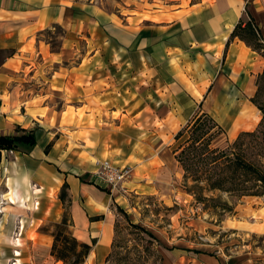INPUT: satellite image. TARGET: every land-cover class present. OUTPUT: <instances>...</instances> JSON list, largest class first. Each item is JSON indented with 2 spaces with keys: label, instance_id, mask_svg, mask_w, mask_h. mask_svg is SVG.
<instances>
[{
  "label": "rangeland",
  "instance_id": "rangeland-1",
  "mask_svg": "<svg viewBox=\"0 0 264 264\" xmlns=\"http://www.w3.org/2000/svg\"><path fill=\"white\" fill-rule=\"evenodd\" d=\"M214 1L218 0H72L77 11L85 10L92 22L83 26L81 32L75 30L76 33L63 23L46 28L39 33L34 48L24 50H30L21 57L27 58L25 62H18L19 67L26 65L22 85L41 93L44 106L53 115L51 120L35 127L37 132L42 130L41 140L49 133L55 134L61 140L59 148L73 151L97 182L98 161L109 160L116 166L129 165L134 169L135 177L128 183L130 192L108 197L94 188L91 191L108 197L106 214L114 232L112 242L117 223L127 226L117 209L121 206L164 246L175 249L171 252L159 247L163 264H201L197 259L200 255L221 259L224 264L264 261V197L239 200L220 192L210 194L222 196L235 208L233 213L222 217L212 215V209L205 211V205L183 188L184 172L175 154L180 145L175 140L177 133L201 112H210L222 124L231 144L243 133L256 131L263 119L262 112L251 102L257 117L253 127H236L229 121L244 115L236 109L233 113L231 107L238 103L237 99H244L239 94L244 79L240 70H247V76L255 79L256 94V83L264 72L261 55L264 51H254L235 38L231 42L241 44L251 54L231 61L228 54L224 57L225 52L213 53L216 46L198 43L209 32L197 27L183 28L187 33L180 48L165 44L164 34L169 30L188 24H217L222 15L217 8L211 12L207 7V11L198 12ZM221 1L234 6L231 21L241 15L240 20L247 23L250 14L264 35V0ZM95 16L100 17L107 30L101 29L103 24L99 25ZM198 19L202 21L196 23ZM173 24L178 27L169 29ZM247 39L257 44L248 36ZM221 46L226 48L224 44ZM199 51L207 55L202 56ZM4 57L5 53H1L0 58ZM226 63L234 67V73L228 71ZM220 69L224 70L220 75L222 81L214 94L219 98L215 102V96L211 95L203 103V90ZM259 101L264 104V94ZM226 143L223 146L216 140L215 146L226 147ZM246 144L248 150L257 153L251 147L255 146L251 137L246 138ZM62 193L67 194L64 215L69 189ZM8 208L7 214L0 215V264H63L52 257L53 238L43 231L53 223L40 224L30 214L21 213L23 216L15 220L18 211ZM20 226L26 231L17 236L21 234ZM76 227L74 233L80 240L82 232ZM128 231L123 232L126 240ZM14 239H19L22 245L18 248L22 253L19 258L13 256ZM134 244L133 241L126 245L132 248ZM93 256L85 264H106L107 257H101V253L100 258L98 253ZM148 264L158 262L151 258Z\"/></svg>",
  "mask_w": 264,
  "mask_h": 264
},
{
  "label": "crops",
  "instance_id": "crops-1",
  "mask_svg": "<svg viewBox=\"0 0 264 264\" xmlns=\"http://www.w3.org/2000/svg\"><path fill=\"white\" fill-rule=\"evenodd\" d=\"M205 7L198 10V12L203 13L204 9L207 11V7L211 12L214 8L221 12V20L217 24L210 25L208 22L203 25L188 24L177 29H175V27H178L177 24H173L169 29L173 28L175 31L169 30L167 35L164 34L165 44L174 49L180 48L187 33V31H183V28L197 27L209 32V35L203 41L197 42L216 46L217 48L213 50V53L216 52L215 54L220 55L221 52L222 54L225 52L224 57H227L228 54V59L231 61L250 55L251 53L245 51L241 44L237 42H231L230 47L226 50L230 39L228 37L241 19V15H237L231 21L234 6L230 2L218 0ZM95 17L97 20L100 18L99 16ZM87 18L89 17L85 10L78 12L72 0H0V54L5 53L4 59L0 58V136H16L22 130H36L37 125L42 126L44 121L52 119L53 115L50 114L41 100V93L32 92L22 85V78L26 76L24 70L26 65L19 67L18 62H25L27 58L23 59L21 57L29 53L30 50H24L34 48V44L38 42L39 33H42L46 28L63 23L73 30L72 33H76L75 30L81 32L83 26H88L89 22H92ZM201 21L198 19L196 23ZM98 24L103 23L99 20ZM101 29L105 31L107 27L103 24ZM226 33L227 35L223 37ZM107 36H109L108 31ZM221 44L226 45V48L220 47ZM9 52L10 54H7ZM198 53H201L202 56L207 55V52L203 51ZM252 53L255 52L252 51ZM225 65L228 67V71L234 73V67L227 63ZM221 72H224V70H218L215 77L212 78L210 86L203 90V103H206L211 95L215 96V102L219 98V95L214 94L218 91L222 81ZM240 73L244 75V79H241L239 94L244 99L239 98L237 99L238 103L231 105L233 107L232 112L234 113V109H236L239 113L247 111L250 114L254 112V108L250 104L256 90L255 79L250 75L247 76V70L245 69L240 70ZM243 77L240 76V78ZM235 80L239 85L240 80L237 76ZM232 89L234 94L236 89L234 87ZM240 105H243V107ZM228 108L229 106L226 109L223 108L225 113H227ZM206 113L216 120L210 112L206 111ZM237 118L239 117L232 119L236 120ZM216 121L222 125L218 120ZM229 121L231 122V119ZM41 132L42 130L36 131L38 142L36 147L31 150L1 151L0 202L3 201V203L0 205V210L2 207L6 209L7 206L16 208L18 211L15 214L16 216H23L20 213L30 214L31 218H34L37 222L39 221L40 224L60 222L63 218L64 206L61 191L69 189L71 213L77 231L82 232L80 241L92 244V240H96V245L90 256L98 253L100 258L101 253V257L106 258L112 249L111 242L114 233L106 214L108 197L116 193L130 192L129 182L124 185L123 190L120 192L111 191L98 179V182L105 187L97 181H95L97 185L91 184L90 182L94 181L93 175L84 169V162L77 160L78 158L74 156L73 151L59 148L61 140H58L55 134L53 136L52 133H49L47 138L41 140V137H39ZM225 137L231 141L228 135ZM122 162L126 163L125 160H122ZM122 167L131 166L123 165ZM133 172L135 173L134 169ZM133 176L135 177V174ZM93 188L100 193L108 194V197L95 194L91 191ZM12 189L18 191L21 196L31 198L29 210H23L8 204V196ZM118 207L125 211L121 206ZM4 214L0 213V215ZM136 224L140 225L139 223ZM37 234L42 235L40 232ZM161 246L171 252L175 251L174 248L168 249L164 244ZM181 252L186 253L184 250H181ZM197 259L201 264H224L221 259L211 258L208 255H200Z\"/></svg>",
  "mask_w": 264,
  "mask_h": 264
},
{
  "label": "trees",
  "instance_id": "trees-1",
  "mask_svg": "<svg viewBox=\"0 0 264 264\" xmlns=\"http://www.w3.org/2000/svg\"><path fill=\"white\" fill-rule=\"evenodd\" d=\"M249 21L240 20L233 30L228 46L235 38L246 42L254 51H264L263 32L256 26L254 18L249 14ZM247 36L256 45L250 43ZM264 57V54L261 53ZM257 92L252 103L263 114L259 128L254 132L243 133L235 143L224 140L225 132L222 126L208 113L197 114L185 128L180 130L175 140L180 142L175 151L176 159L184 172L183 188L193 194L199 203L205 205V211L212 209V215L222 217L235 211L233 206L222 196H208L220 192L229 197H264V104L259 101L264 94V72L259 77ZM261 127V129H260ZM251 137L257 153L247 149L246 138ZM36 130H22L16 136H0L1 151L17 152L21 149L31 150L37 145ZM225 146H215V141ZM182 141V142H181ZM254 155V157L252 156ZM96 184L95 180L90 182ZM97 185V184H96ZM67 194L62 193L61 199L66 200ZM65 206V213L60 222L53 223L43 231L51 235L53 243L51 255L63 264H85L89 258L96 240L92 244L80 241L74 233L75 222L71 213V199ZM210 203L215 205L212 207ZM124 216L127 226L117 223L115 236L106 264H148L154 258L158 264H163V256L159 252L162 243L144 227L134 223L129 215L117 207ZM128 231L126 240L123 232ZM135 242L132 248L128 243ZM199 253V252H197Z\"/></svg>",
  "mask_w": 264,
  "mask_h": 264
},
{
  "label": "bare ground",
  "instance_id": "bare-ground-1",
  "mask_svg": "<svg viewBox=\"0 0 264 264\" xmlns=\"http://www.w3.org/2000/svg\"><path fill=\"white\" fill-rule=\"evenodd\" d=\"M243 114L244 115L241 118H237L236 120L231 119V122L234 123L236 127H239L240 125H242L245 128L253 127L255 125V123L257 122L256 114L253 113V112L249 114L247 111H245ZM244 121H245V123H244ZM31 201H32L31 198L21 196L18 191L13 190V189L9 193V196H8V204L10 206H17V207H19L20 209H23V210H29V205H30ZM34 207H35V205H34ZM0 213H6L7 214V211H6V209H4L2 207L1 210H0ZM14 217L16 219L18 216L15 215ZM25 231H26V229L24 227H22L21 234H18L17 236H22L25 233ZM12 245L15 248V250L13 252V256L16 257V258L21 257V253L18 250V248H20L22 246L21 243H20V240L19 239H17V240L14 239L13 242H12ZM1 257L2 256H1V251H0V259H1ZM93 257L94 256L92 254L90 256L89 260L92 259ZM14 260L17 261V259H14ZM15 264H17V263H15Z\"/></svg>",
  "mask_w": 264,
  "mask_h": 264
},
{
  "label": "built area",
  "instance_id": "built-area-1",
  "mask_svg": "<svg viewBox=\"0 0 264 264\" xmlns=\"http://www.w3.org/2000/svg\"><path fill=\"white\" fill-rule=\"evenodd\" d=\"M133 175L134 172L131 167L116 166L109 160H102L98 162L95 177L111 191L118 192L133 179Z\"/></svg>",
  "mask_w": 264,
  "mask_h": 264
}]
</instances>
